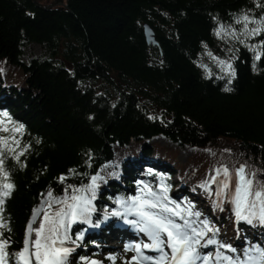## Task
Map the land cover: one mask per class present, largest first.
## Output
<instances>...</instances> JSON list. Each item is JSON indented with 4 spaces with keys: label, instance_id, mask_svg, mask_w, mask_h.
Segmentation results:
<instances>
[{
    "label": "trees",
    "instance_id": "1",
    "mask_svg": "<svg viewBox=\"0 0 264 264\" xmlns=\"http://www.w3.org/2000/svg\"><path fill=\"white\" fill-rule=\"evenodd\" d=\"M243 15L264 21V0H0V113H8L0 119L9 128L0 137L20 142L10 139L15 151L4 152L14 185L2 213L10 229L2 230L11 240L7 264H16L12 254L23 247L34 211L60 207L48 208L47 193L63 197L68 186L84 188L104 162L90 222L74 223L68 232L65 242L75 246L70 261L91 256L84 247L99 235L89 226L106 232L103 215L109 226L120 222L110 213L123 211L116 201L137 195L139 183L158 191L163 182L172 200L191 202L199 219L219 230L209 233L219 243L241 251L264 248V224L237 221L227 196L218 208V198L199 187L221 165L233 173V187L241 165L254 191L264 185V30L243 35V22L237 23ZM143 22L157 45L145 42ZM220 25L245 43L219 39ZM28 42L43 49L23 61ZM208 51L231 62V82ZM201 63L211 69L210 78ZM19 125L22 134L11 131ZM157 134L193 149L179 163L174 148L144 141Z\"/></svg>",
    "mask_w": 264,
    "mask_h": 264
},
{
    "label": "snow or ice",
    "instance_id": "2",
    "mask_svg": "<svg viewBox=\"0 0 264 264\" xmlns=\"http://www.w3.org/2000/svg\"><path fill=\"white\" fill-rule=\"evenodd\" d=\"M241 22H243V35L247 37L259 35L264 30L261 27L264 21H250L247 15H243L237 20V23ZM248 23H254L257 26L249 29ZM214 34L221 40L231 37L241 44L245 43L235 30H229L224 25H220ZM204 47L207 49V45ZM250 50L256 53L255 60H260L261 55L256 52V46H251ZM207 55L217 64L221 72L230 78L229 82L235 78L236 70L230 61L214 56L211 51H208ZM199 67L205 70L206 78L212 76V71L206 64L201 63ZM255 67L254 63L253 69ZM223 78V76L220 77V79ZM225 91H231V89L225 88ZM0 116L8 118V113H0ZM23 127V125H19L13 127L11 131L22 134ZM0 131H9L2 119H0ZM10 139L17 146L20 143L19 140L12 137H0V148L3 149L0 151V177H2L0 178V264H7V249L11 243L10 238H5L2 231H10L2 213L5 198L10 197L14 189V185L8 179L9 173L3 166L4 152L13 153L15 151L9 146ZM25 151H27V146L16 153L14 158L19 161ZM23 166L21 164V167ZM212 171L214 175H210L199 187L204 189L209 196L214 195L218 198L219 203L214 202L215 206L221 207L227 196L234 205L237 221L243 220L251 224L253 218H257L261 224H264V185L254 191L253 179L246 175L244 165L235 169L234 187L230 184L233 173L226 165H221ZM251 175L254 177L255 173ZM60 179L63 182L66 177ZM99 179L103 178L99 175L92 176L91 183L84 188L68 186L63 197H53L51 191L47 193L48 208L51 209L53 204L60 205V207L52 212L45 211L43 208L34 211L32 221L27 226L23 247L20 251L12 254L16 264H65L68 255L74 249L63 247V244L70 238L68 232L72 224L90 222V214L95 211L92 201L95 199L96 182ZM212 185H217L214 193ZM168 191V187L163 182L158 191H153L148 185H144L137 195L127 200L118 199L116 201L123 211H114L110 215L121 217L138 233H143L148 240L145 243L127 246L126 250H134L137 253L131 258L129 264H146V262L147 264H264V248H260L258 245L245 249L242 254H228H235L236 249L231 245L221 244L209 236V233L214 236L219 230L210 226L207 219L200 220L201 213L193 210L195 206L191 202L177 203L168 196ZM85 192L91 193V198L84 195ZM41 212H44V215L39 228L33 229L32 224L35 223L36 217ZM128 216L134 218L128 219ZM33 232H35V239L32 238ZM82 238L83 233L78 239ZM210 245H218L215 253L201 251ZM222 249L226 251H222ZM143 250L153 251L157 255H145ZM109 259L114 260L115 257H109ZM91 264H98V262L92 261Z\"/></svg>",
    "mask_w": 264,
    "mask_h": 264
},
{
    "label": "rangeland",
    "instance_id": "3",
    "mask_svg": "<svg viewBox=\"0 0 264 264\" xmlns=\"http://www.w3.org/2000/svg\"><path fill=\"white\" fill-rule=\"evenodd\" d=\"M42 49L43 48L39 43L28 42L22 46L23 53H22L21 59L23 61H26L31 56H34V55L41 53ZM144 141L145 142L153 141L157 145H162V146H167L169 148H174L175 159L179 163L184 162L185 159L188 157V155L190 154V152L193 149L192 147H190L188 145H177L176 143L168 140L166 137H164L161 134L154 135V136L150 137L149 139H145ZM107 167H108V162H104L100 167H98L96 173L93 174L92 176L99 175L101 177L103 175V169H106ZM91 177H90V181H91ZM137 188H139V192H140V190L143 188V185H141L139 183V185H137ZM145 191H146V189H145ZM90 228H91V226H90ZM93 233H94V235L98 234L97 231H94ZM104 236H106L105 239H101V238L95 239L92 241V243L88 244V246H87L88 248L84 247V248L88 249L85 251V256L87 257L88 254L91 255L90 257H88V260L84 259L85 264H86V262H87V264H91L92 261H96V262H98V264H129V262L131 261V258L133 256H136L135 252L133 250H126L127 246L129 244L134 245L133 243L120 241V240L112 237L108 233H105ZM63 247L73 248L75 246L69 245L68 242H64ZM216 247L217 246L214 247L213 253H215ZM201 251L206 253V250H204V249H201ZM222 251H226V250L222 249ZM242 253H243V251H241L240 249H236L235 254L234 253H228V254L236 255V254H242ZM109 257H115V259L112 260V259H109ZM65 264H80V263H74L73 261H70L67 257Z\"/></svg>",
    "mask_w": 264,
    "mask_h": 264
},
{
    "label": "water",
    "instance_id": "4",
    "mask_svg": "<svg viewBox=\"0 0 264 264\" xmlns=\"http://www.w3.org/2000/svg\"><path fill=\"white\" fill-rule=\"evenodd\" d=\"M142 33H143V36H144L146 43H151V44H155V45L158 44V42L155 38L154 30L146 22L142 23Z\"/></svg>",
    "mask_w": 264,
    "mask_h": 264
},
{
    "label": "bare ground",
    "instance_id": "5",
    "mask_svg": "<svg viewBox=\"0 0 264 264\" xmlns=\"http://www.w3.org/2000/svg\"><path fill=\"white\" fill-rule=\"evenodd\" d=\"M119 230H121V229H118V231ZM131 231H132V229H131ZM129 234H131V233H129ZM150 253L153 255V256H155V255H157V253H155V252H153V251H150ZM85 264V263H84Z\"/></svg>",
    "mask_w": 264,
    "mask_h": 264
}]
</instances>
